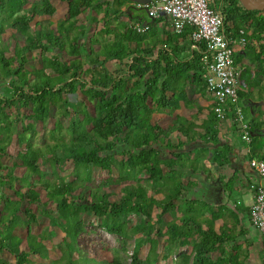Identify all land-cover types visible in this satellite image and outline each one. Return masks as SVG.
Wrapping results in <instances>:
<instances>
[{"label":"trees","instance_id":"1","mask_svg":"<svg viewBox=\"0 0 264 264\" xmlns=\"http://www.w3.org/2000/svg\"><path fill=\"white\" fill-rule=\"evenodd\" d=\"M63 1L68 2L65 19L51 21L57 12L51 0H0V85L7 86V92L0 93V264H159L161 258L166 264L178 247L182 250L175 264H250L252 251L235 245V229L215 231L221 214L212 212L201 221L195 209L198 201H185L184 209L178 205L186 186L179 170L185 164L198 170L200 158L209 157H190L187 141L193 139L192 127L178 122L165 129L154 121L160 112L172 117L182 104L192 102V92L207 89L203 47L191 50L193 28L186 26L181 33L158 39L154 26L160 17L144 33L133 28L117 31L110 27L111 20L130 10L127 0ZM89 11L103 13L102 21L94 16L84 22ZM220 11L227 30L237 34L243 29L246 41L262 44L264 11H249L239 0H224ZM10 28L15 29L9 34L13 43L4 38ZM160 45L163 48L155 54ZM261 46V53L256 49L250 53L254 62L264 57ZM177 47L190 49L191 58L180 59ZM244 57L245 53L236 56L237 67ZM245 78L251 90H239L244 113L247 103L255 100L254 87L264 96L259 90L264 85L254 84L253 76ZM68 113H73L66 128L70 139L62 141L60 117ZM209 113L214 117L207 125L219 121L213 109ZM52 114L58 116L50 132L55 142L35 146L30 136L37 132L34 125L45 126ZM250 121L254 148L255 130L262 124ZM176 131L188 139L172 141ZM206 135L215 144L220 141L212 128H206ZM229 150L218 147L210 160L219 167L227 165ZM255 151L251 159L264 160V153ZM5 158H13V165ZM48 162L53 177L44 169ZM67 164L72 175L58 176V167ZM96 168L108 177L92 187ZM225 181V189L233 191L236 175ZM115 186H121L119 193L106 190ZM161 193H165L162 199ZM37 211L46 222L40 231ZM173 211L178 218L169 222L166 216ZM231 213L239 223L238 214ZM247 213L250 217V209ZM133 215L140 223L132 225ZM88 224L121 237V250L104 244L94 255L81 249L79 240ZM129 239L135 240L131 255H127ZM225 243L234 245L228 253ZM213 252L222 258L212 259ZM5 253L14 261H7Z\"/></svg>","mask_w":264,"mask_h":264},{"label":"crops","instance_id":"2","mask_svg":"<svg viewBox=\"0 0 264 264\" xmlns=\"http://www.w3.org/2000/svg\"><path fill=\"white\" fill-rule=\"evenodd\" d=\"M105 1L107 3H113L116 0H102L103 3ZM217 1L221 2V6H224V0H210V2H212L211 5L219 10V8H217ZM51 2L57 8V12L50 18V20H64L68 10V2L63 0H51ZM139 2L142 1L127 0L125 4L126 7L129 6L130 10L125 11V13L120 17H112L110 27L112 29H117V31H126V29L129 28L134 29V26L138 23H141L142 25L152 24L155 19L150 17L145 9L137 7ZM143 2H145V0H143ZM94 16L96 17L97 22L99 20L102 21L103 19V13L98 15L96 13L92 14L89 11L86 13V16L82 18V20H84V22H88V19H92ZM162 17L163 19L161 22L154 26L158 39H165L167 38L168 34L171 35L175 33L171 18L165 14L161 15V18ZM159 19L160 18H157V20ZM100 23L98 24L99 30L102 28ZM96 26L97 25H95V27ZM161 48L163 47L160 45L154 53L157 54L158 50ZM191 50H193L192 47ZM191 50H181L180 47L176 48L180 59L191 58ZM237 51L238 55H241L245 49L238 48ZM112 65L115 66L114 62ZM239 67L240 66H238V70L240 74L238 79L240 84L241 80L244 82L246 76L251 77L252 75L251 72L242 73ZM250 90L251 88H248L246 92ZM255 92L256 91L253 93ZM190 98L192 102H190L187 106L182 104V107L177 110L172 117L170 114L168 115L167 112H160L154 116V121L158 122L161 127L165 129L172 124H180L178 122H183V126L192 127L193 139L191 141L190 139L187 141L190 149V157L194 158V156L196 157L197 154H207L209 156L208 159L205 160L200 158L198 170H193V167L187 166L186 164L183 169L179 170L183 174L186 186L181 196V201L178 202V205L184 209L185 201H198L199 204L195 207V209L201 221L211 216L212 212L221 214L222 217L217 219L214 224L215 231L220 233L222 228L235 229L234 235L237 236L235 245H238L239 243V245L248 247L252 251L249 263L263 264L261 258L262 252L260 251V241L262 235L252 224L247 213V209H250V205L252 203V192L250 189L251 182H257L264 185V177H260L258 173L250 166L252 149H256L255 152L257 153H264V96L262 98L263 101H258L255 97V100L247 103L248 105L246 106L247 109L253 111V118L256 119L258 123L262 124L260 128H256L255 130L254 136L257 141L254 140V148L251 146V144L248 145L243 140H241L240 134L236 130V127L233 126L230 118H227L226 120H219L218 122H213L207 125L206 122L208 119L214 117L212 113H209L213 109L214 99L207 89H205L203 93L192 92ZM254 102L258 103L257 106L253 105ZM253 108H255V110ZM250 119L247 117L249 122H251ZM206 128H212V130L218 132V139L220 141L217 144L211 142L210 137L206 135ZM178 137L185 140L188 139L178 131L172 135L171 139L172 141L177 142ZM259 140H262V142L259 143ZM224 145L230 147V150L228 151L229 163L223 167H219L217 164L213 163L210 158L218 150V147H223ZM167 154H169V159L172 158L171 152L169 150H167ZM233 175H236L234 190L227 191L225 189V180L227 177H232ZM188 183H190V186H187ZM158 195V197L162 199L165 193ZM205 204L207 206L204 207ZM230 211H235L238 214L240 217L239 223L237 222L238 217L235 216V218ZM176 217L178 218V212L173 211L167 214L166 219L167 221L171 222L173 219H176ZM206 228L207 227L204 226V229ZM160 244L159 251L162 252L164 248L163 239H161ZM224 246L225 248H223V250L226 253L230 252L234 247L232 243H225ZM189 247L191 248V245ZM181 250L182 249L178 247L175 253L170 256L169 260H166V264H175V257ZM209 256L214 260L218 259V257L222 258L220 252H213ZM162 263L163 259L161 258L159 264Z\"/></svg>","mask_w":264,"mask_h":264},{"label":"built area","instance_id":"3","mask_svg":"<svg viewBox=\"0 0 264 264\" xmlns=\"http://www.w3.org/2000/svg\"><path fill=\"white\" fill-rule=\"evenodd\" d=\"M137 7L145 9L154 19L167 15L177 33H181L186 26L193 28L191 47L194 50L203 47L201 61L205 67L207 90L214 99L213 112L219 120L230 118L241 140L250 145L253 140L252 126L240 101V72L235 63L237 49L247 44L245 31L241 29L233 34L231 29L227 30L224 14L209 0H148L139 2ZM134 29L142 33L149 26L138 23ZM250 166L260 177H264V160L251 159ZM251 192L250 220L264 237V185L253 182Z\"/></svg>","mask_w":264,"mask_h":264},{"label":"rangeland","instance_id":"4","mask_svg":"<svg viewBox=\"0 0 264 264\" xmlns=\"http://www.w3.org/2000/svg\"><path fill=\"white\" fill-rule=\"evenodd\" d=\"M211 3L212 2H210V4ZM217 6H218L217 8L220 9L222 7L221 6V2L217 1ZM40 19L43 20L46 23L48 22L47 17H45V16L40 17ZM7 32H8V36H7V33H6L4 35V38L7 41L9 40L11 43H13L10 40L9 34L14 33L15 29L10 28V29H8ZM7 41H5L6 44H9V42H7ZM20 43L23 44L24 42L21 41ZM11 45H13V44H11ZM244 52L242 54H244ZM239 66H240V68L243 67V65L241 63L239 64ZM246 77H248V76H246ZM258 82L259 81L255 80L254 84H258ZM240 86H241L240 88L243 89L244 92H246L248 90L247 85L242 80L240 81ZM254 88H255L254 91H256L257 90L256 87H254ZM259 90L260 91H262V90L264 91V89H259ZM5 92H7V86L6 85H0V93H5ZM254 96L256 97V100L263 101V99H262L263 96H261L260 93L255 92ZM257 104L258 103H256V102L253 103V105H256V106H257ZM252 112L253 111H251L250 109L245 108V113L247 114L249 119L251 118L252 120L256 121V119L253 118ZM72 116H73V113H68L65 116L60 117V120H61L62 126H63L62 134H61L63 136V139H60L62 141H67V140L70 139V135L68 134L66 128L69 126V123H70V120H71ZM57 117L58 116L52 114L51 117L47 120L45 126H43L42 123H38V124L34 125L35 130L37 132H36L35 135L34 134L32 135V133H30V136L33 139V142H34L35 146H43L44 143H53V142H55V140L51 138L50 132L53 129V127L55 126L56 120L58 119ZM235 133H237V132H235ZM59 137H60L59 133H56V138L58 139ZM261 142H262V140H259V143H261ZM14 145H15V143L12 145V147H14ZM14 161L15 160L13 158H5L4 159V162L6 164L10 165V166L13 165ZM44 169L49 171L50 175L53 177V175L51 174L52 166H51V164L49 162H48L47 166ZM72 169H73L72 166L70 164H67L63 168L58 167L57 174H58V176H61L63 178L69 177V176L72 175ZM107 177H108V173L107 172L96 168L94 170V172H93V182L91 184V185H93L92 187H95L98 183H100L101 181L105 180ZM54 178L56 179L58 177L54 176ZM55 179H53V180H55ZM131 182L133 184L135 183L133 180ZM120 187L121 186H115L114 188L108 187L106 190L119 193ZM118 198H119V196L114 197V199H118ZM51 205L54 206V204H51ZM37 213H38V215L40 217V226L37 229H38V231H40L42 229V227H44L46 225V222H45V220L43 218H41L42 217L41 216L42 215L41 212L37 211ZM85 219L88 222L90 220V214H86L85 215ZM131 219H132V225L140 223V221H141V219L139 217L135 216V215H133L131 217ZM79 244H80L81 249H83L87 253L94 254V255L96 254L97 249L100 248L104 244H107L111 248L118 249V250H121V248L124 245L123 239L121 237L115 236V235H111V234L107 233L104 229L100 228L98 224H93V225L88 224L87 232L84 233L80 237ZM126 247H127L128 252H129V254H127V255H131L133 253L134 248H135V240L134 239H129L127 241V243H126ZM42 252L46 253V249H44V247H42ZM3 257L9 262L14 261V258L11 255H9L8 253H5L3 255ZM52 257H56V256L53 255ZM31 258L33 260L40 261L38 258H36L34 256H32Z\"/></svg>","mask_w":264,"mask_h":264},{"label":"flooded vegetation","instance_id":"5","mask_svg":"<svg viewBox=\"0 0 264 264\" xmlns=\"http://www.w3.org/2000/svg\"><path fill=\"white\" fill-rule=\"evenodd\" d=\"M263 38H264V35H263ZM261 43L262 44L260 45L257 43V45L254 46L252 43H249V41H247V44L244 47L246 57L242 59L241 64L243 65V67L242 68L239 67V68L242 73L251 72V75L253 76V80L259 81L258 83L263 86L264 85V64L259 65V62H262L264 60V57L263 55H261V57L257 58L256 61L254 62V60L250 56L251 51L254 49H256V52L261 53V50L259 49L262 47L261 45H264V40Z\"/></svg>","mask_w":264,"mask_h":264},{"label":"water","instance_id":"6","mask_svg":"<svg viewBox=\"0 0 264 264\" xmlns=\"http://www.w3.org/2000/svg\"><path fill=\"white\" fill-rule=\"evenodd\" d=\"M143 2V0H140ZM148 1V0H145ZM241 4L249 11L258 10L264 11V0H239Z\"/></svg>","mask_w":264,"mask_h":264}]
</instances>
